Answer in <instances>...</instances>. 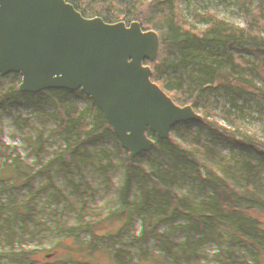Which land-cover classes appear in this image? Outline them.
Segmentation results:
<instances>
[{"label": "trees", "instance_id": "trees-1", "mask_svg": "<svg viewBox=\"0 0 264 264\" xmlns=\"http://www.w3.org/2000/svg\"><path fill=\"white\" fill-rule=\"evenodd\" d=\"M68 45L112 99L75 117L72 158L56 166L46 107ZM0 167V264H249L264 0H0Z\"/></svg>", "mask_w": 264, "mask_h": 264}, {"label": "water", "instance_id": "water-1", "mask_svg": "<svg viewBox=\"0 0 264 264\" xmlns=\"http://www.w3.org/2000/svg\"><path fill=\"white\" fill-rule=\"evenodd\" d=\"M206 27L212 41L217 43L219 36L213 21H207ZM50 82L46 112L56 119L52 131L55 150L50 161L60 166L72 158L73 146L78 142L74 130L75 117L102 113L108 107L112 94L95 87L86 53L76 45L61 49L50 70ZM256 227L257 237L247 253L249 264H260L264 256V200L258 204Z\"/></svg>", "mask_w": 264, "mask_h": 264}, {"label": "rangeland", "instance_id": "rangeland-1", "mask_svg": "<svg viewBox=\"0 0 264 264\" xmlns=\"http://www.w3.org/2000/svg\"><path fill=\"white\" fill-rule=\"evenodd\" d=\"M209 20H211V19H207L206 22L209 21ZM224 147L227 148V150L231 149L232 143L230 141V137L224 142ZM221 153H222V151H221ZM50 159H51V156L45 158L44 161L51 163ZM7 191L8 190H7V187H6L5 175H4L3 171H2V168L0 167V230H1V226H2L4 213H5L6 209H7V203H8V200L10 198L9 193ZM230 218H231V220H232V222L234 224H237V225L239 224V218L237 216L230 215ZM45 263L46 262H44V260H40L39 261V264H45Z\"/></svg>", "mask_w": 264, "mask_h": 264}, {"label": "bare ground", "instance_id": "bare-ground-1", "mask_svg": "<svg viewBox=\"0 0 264 264\" xmlns=\"http://www.w3.org/2000/svg\"><path fill=\"white\" fill-rule=\"evenodd\" d=\"M232 101V100H231ZM235 101V100H234ZM45 187V186H44Z\"/></svg>", "mask_w": 264, "mask_h": 264}]
</instances>
